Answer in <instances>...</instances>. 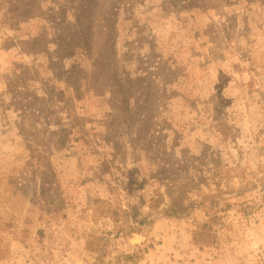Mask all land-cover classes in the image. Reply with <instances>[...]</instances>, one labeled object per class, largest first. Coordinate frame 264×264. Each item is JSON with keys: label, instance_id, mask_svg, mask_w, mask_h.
Wrapping results in <instances>:
<instances>
[{"label": "rangeland", "instance_id": "obj_1", "mask_svg": "<svg viewBox=\"0 0 264 264\" xmlns=\"http://www.w3.org/2000/svg\"><path fill=\"white\" fill-rule=\"evenodd\" d=\"M0 264H264V0H0Z\"/></svg>", "mask_w": 264, "mask_h": 264}, {"label": "trees", "instance_id": "obj_2", "mask_svg": "<svg viewBox=\"0 0 264 264\" xmlns=\"http://www.w3.org/2000/svg\"><path fill=\"white\" fill-rule=\"evenodd\" d=\"M180 212H181L180 214H183V213H184V210L181 209ZM172 214H174V215L178 214V213H176V209L173 210V213H172ZM142 222H144V221H141V223H142Z\"/></svg>", "mask_w": 264, "mask_h": 264}]
</instances>
